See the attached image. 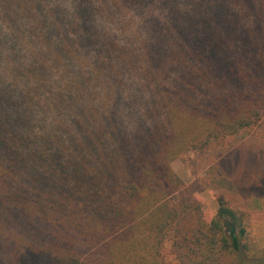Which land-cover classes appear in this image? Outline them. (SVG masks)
Wrapping results in <instances>:
<instances>
[{
  "label": "trees",
  "instance_id": "16d2710c",
  "mask_svg": "<svg viewBox=\"0 0 264 264\" xmlns=\"http://www.w3.org/2000/svg\"><path fill=\"white\" fill-rule=\"evenodd\" d=\"M74 1L86 33L72 38V19H52L39 58L24 66L17 46L46 23L28 35L17 20L40 14L44 0H0V264H169L171 234L177 264H264L249 214L219 197L206 217L173 167L261 122L264 0H144L168 20L145 13L157 35L141 54L131 41L115 45L93 17L115 23L124 0ZM74 41L148 78V124L130 135L108 104L96 107L105 93L92 81L113 76L69 78Z\"/></svg>",
  "mask_w": 264,
  "mask_h": 264
},
{
  "label": "rangeland",
  "instance_id": "374dc122",
  "mask_svg": "<svg viewBox=\"0 0 264 264\" xmlns=\"http://www.w3.org/2000/svg\"><path fill=\"white\" fill-rule=\"evenodd\" d=\"M80 4H82L81 1L74 0H44L40 7V14H35L33 18H24L21 22L17 20L18 25L21 24L23 28L28 29V35L33 32L34 22L46 23L45 28L36 31L33 37H27L17 46L24 66H28L34 60L33 53L34 55L37 53L36 59L39 58L40 53L34 49L39 48L36 46L38 42L44 45L43 40H48L52 19L57 20L60 25L65 18L72 19L70 23L73 26L69 27L72 38L86 33L84 26L81 25L84 21L83 17L78 19L74 14L75 8ZM123 4L127 6L122 8ZM160 4L153 7L151 4H144V0L129 2L124 0L123 3L116 4L121 12L116 15L115 23L109 24L107 19L100 18L99 15L94 14L93 17L101 29L100 33L113 37L115 45L122 46L131 41L136 47L141 48L139 53L141 54L145 53L144 42L150 39L153 43L155 40L153 36L157 35L153 22L145 20L148 18L145 13L153 12L154 17L162 23L168 20L163 15L168 11H161L162 4ZM178 7L186 9L187 5L179 2ZM0 23L3 24L1 20ZM3 33L6 34L7 31L3 29ZM52 40H54L53 34ZM75 43L77 51L75 50V53L66 59L67 62L73 63L68 74L69 78H79L78 75L82 72L81 77H89L97 72L107 77L113 76L111 79L92 81L91 86H94L95 90H104L105 93L104 98L102 96L99 101V96L96 97L94 101L96 107L101 111V105L108 104L107 110L112 109L111 114L115 122L130 135L139 124H148L151 109L150 97L155 94L154 86L149 85L148 78L137 76L129 69V66L120 69L118 59H106L108 56L105 52L100 54L97 51V45H92L90 50L80 42ZM7 52L8 49L5 53ZM2 59L0 58V74H6L7 65ZM97 59L100 61L105 59L107 69L96 66ZM138 65L143 64L138 62ZM117 75L120 76L117 77ZM173 167L186 185L193 184L196 197L206 208V217L214 216L218 207V198H225L232 207L249 214L248 225L251 236L264 247V116L256 127L238 135L226 137L204 152H192L185 160H176ZM172 235L167 237L163 253L169 264H177L172 247Z\"/></svg>",
  "mask_w": 264,
  "mask_h": 264
},
{
  "label": "crops",
  "instance_id": "0c3cea01",
  "mask_svg": "<svg viewBox=\"0 0 264 264\" xmlns=\"http://www.w3.org/2000/svg\"><path fill=\"white\" fill-rule=\"evenodd\" d=\"M217 212V211H216Z\"/></svg>",
  "mask_w": 264,
  "mask_h": 264
}]
</instances>
